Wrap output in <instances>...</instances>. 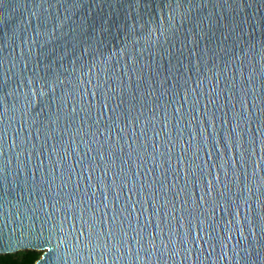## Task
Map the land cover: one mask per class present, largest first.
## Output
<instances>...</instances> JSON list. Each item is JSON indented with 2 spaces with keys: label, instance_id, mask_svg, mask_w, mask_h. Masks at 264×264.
Wrapping results in <instances>:
<instances>
[{
  "label": "water",
  "instance_id": "1",
  "mask_svg": "<svg viewBox=\"0 0 264 264\" xmlns=\"http://www.w3.org/2000/svg\"><path fill=\"white\" fill-rule=\"evenodd\" d=\"M262 82L264 0H0V253L72 203L99 228L84 248L76 225L67 264L264 261ZM105 94L120 119L97 123Z\"/></svg>",
  "mask_w": 264,
  "mask_h": 264
},
{
  "label": "snow or ice",
  "instance_id": "2",
  "mask_svg": "<svg viewBox=\"0 0 264 264\" xmlns=\"http://www.w3.org/2000/svg\"><path fill=\"white\" fill-rule=\"evenodd\" d=\"M131 3L132 0H129ZM135 25H133V28ZM88 50L84 49V54H87ZM83 74L86 76H90L91 78L88 80V84H92L93 78H98V73L107 74L108 72V65L106 64L103 71L97 66L95 61H92L88 66L87 69H82ZM80 87L84 88V80L81 78L79 81ZM262 90H264V82L261 84ZM97 86L92 87V96L95 97L97 93ZM88 95L87 89L84 90V95L81 99H84ZM104 99V108H109V105H113L111 107V115H106L104 112L101 111V106L99 103L97 104H89L87 105V114H91L92 110L95 109L96 113L98 114L97 123L100 122V118H105L106 120H111L112 116H115L117 120L120 119L121 113L118 111L120 108V103L117 100L111 99L105 94L103 97ZM186 99V97H185ZM254 100L256 104L254 107H257L259 104L264 103V99H261L259 96H254ZM84 110V109H82ZM257 110L260 113V116H264V109ZM74 111V110H73ZM236 127H239V118H237ZM264 123L261 124L260 128L257 129L259 133V145L261 146V151L264 152ZM6 133L0 131V142L3 141L5 138ZM257 143V137H252L249 147L251 148V152H245L243 150V145H241V159L248 162L249 158L254 159L255 154V147L254 145ZM261 160H264V156H261ZM255 169L258 173L260 170V162H255ZM251 191V188L248 187L243 190L244 194L238 196L237 200L233 201L229 207L236 211V223H239V216L241 209H248V213L251 214L253 209L250 203L251 197L248 193ZM259 191V190H258ZM212 192L211 181H209V192L206 196H210ZM206 196L201 197V201L204 202ZM261 196H264V193H261L260 196H257V200L259 203L257 204L256 211L260 213V221L261 224H258L257 227H260L262 231H264V199H261ZM67 207L69 212L71 213L70 217H60L59 220L53 219L51 215L46 217L40 218L39 220H32L28 225L29 231V238L26 242L18 243L15 248H19L27 252L31 250L30 254L24 260L18 262V264H67V259L69 253L71 252L72 255L78 256L80 253V248L74 245H71L70 240L72 236L75 235L77 232L76 225L79 224V237H77V245H80V238H83V247L87 248L90 241L95 238L96 230L99 228V219L94 218V216H89L87 218L84 217L82 210H77L76 207L72 203H68ZM247 218V217H246ZM71 222V234L69 233L68 229L64 227L65 224ZM252 220H249V224H252ZM34 230V231H33ZM253 236H255V232L253 231ZM34 236L35 238H31ZM243 238V234H242ZM57 240L58 244L56 246V250L58 251L61 247L63 248V256L53 255V248L49 245L52 243L53 240ZM261 250H258L260 252ZM264 254V252H261ZM264 264V261H261L260 255L251 256L250 259L247 261V264Z\"/></svg>",
  "mask_w": 264,
  "mask_h": 264
},
{
  "label": "trees",
  "instance_id": "3",
  "mask_svg": "<svg viewBox=\"0 0 264 264\" xmlns=\"http://www.w3.org/2000/svg\"><path fill=\"white\" fill-rule=\"evenodd\" d=\"M31 250L21 253H0V264H18L19 261L28 257Z\"/></svg>",
  "mask_w": 264,
  "mask_h": 264
},
{
  "label": "rangeland",
  "instance_id": "4",
  "mask_svg": "<svg viewBox=\"0 0 264 264\" xmlns=\"http://www.w3.org/2000/svg\"><path fill=\"white\" fill-rule=\"evenodd\" d=\"M22 251H24V250L21 249V250L14 252V253H21Z\"/></svg>",
  "mask_w": 264,
  "mask_h": 264
}]
</instances>
